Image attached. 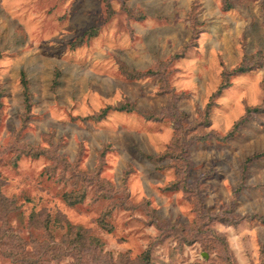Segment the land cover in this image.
<instances>
[{
	"label": "rangeland",
	"instance_id": "374dc122",
	"mask_svg": "<svg viewBox=\"0 0 264 264\" xmlns=\"http://www.w3.org/2000/svg\"><path fill=\"white\" fill-rule=\"evenodd\" d=\"M0 89V264H264V0H0Z\"/></svg>",
	"mask_w": 264,
	"mask_h": 264
},
{
	"label": "trees",
	"instance_id": "16d2710c",
	"mask_svg": "<svg viewBox=\"0 0 264 264\" xmlns=\"http://www.w3.org/2000/svg\"><path fill=\"white\" fill-rule=\"evenodd\" d=\"M240 71H244L245 69L243 68H239ZM20 76H21V82H22V88H23V97H24V102L26 103V105L28 106V102H30V93H29V88H28V81L26 80L25 78V74L23 72L20 73ZM1 89H0V97H1ZM117 109H124L125 107H116ZM259 108L258 107H253V108H249L247 109V112L249 111H255V110H258ZM109 110V107H105L103 109H101L96 115H92L91 117H96L97 119H101L103 118L106 113L108 112ZM236 127V125L234 126ZM233 131H230L229 132V136L232 134ZM249 218H252L251 216ZM78 230V229H77ZM88 238H85V236L83 234L80 233V231H77L76 234H75V237L71 240V250L75 249V250H80V249H87L88 246H89V243L90 245H93V239L92 241L88 242ZM145 258V256L143 257ZM80 264V263H79Z\"/></svg>",
	"mask_w": 264,
	"mask_h": 264
}]
</instances>
